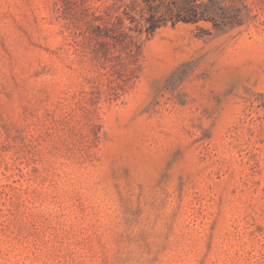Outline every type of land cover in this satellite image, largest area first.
Instances as JSON below:
<instances>
[{
    "label": "rangeland",
    "instance_id": "obj_1",
    "mask_svg": "<svg viewBox=\"0 0 264 264\" xmlns=\"http://www.w3.org/2000/svg\"><path fill=\"white\" fill-rule=\"evenodd\" d=\"M0 264H264V0H0Z\"/></svg>",
    "mask_w": 264,
    "mask_h": 264
},
{
    "label": "trees",
    "instance_id": "obj_2",
    "mask_svg": "<svg viewBox=\"0 0 264 264\" xmlns=\"http://www.w3.org/2000/svg\"><path fill=\"white\" fill-rule=\"evenodd\" d=\"M178 19H180V17H178ZM183 19H185V18H183ZM157 23H156V21L155 20H153V19H149V25H148V27H147V30H149V31H153L154 29H155V27H157Z\"/></svg>",
    "mask_w": 264,
    "mask_h": 264
}]
</instances>
